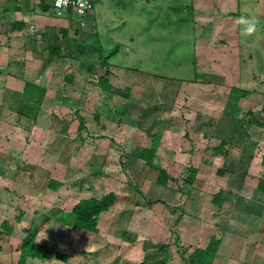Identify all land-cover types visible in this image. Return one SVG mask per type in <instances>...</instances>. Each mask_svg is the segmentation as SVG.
Here are the masks:
<instances>
[{"label": "rangeland", "instance_id": "obj_1", "mask_svg": "<svg viewBox=\"0 0 264 264\" xmlns=\"http://www.w3.org/2000/svg\"><path fill=\"white\" fill-rule=\"evenodd\" d=\"M190 1L98 0L87 15L61 17L60 29L67 31L68 38L89 45L90 34L97 33L103 55L118 50L109 59L107 77L114 88L129 89L128 98L110 97L96 86L87 62L64 54L62 41L63 53L54 55L52 65L42 63L38 68L46 74L47 90L36 121L19 122L22 138L10 140V128L17 126L13 122L18 116L0 101V121L6 122L0 123V263L18 264L24 230L32 229L36 241L48 246L51 253L44 260L28 259L24 264H137L126 256L159 243L168 244V263L187 264L181 254L186 257L195 249H204L213 236L221 240L213 264H264V194L257 189L259 181L264 182V168L260 167L264 140L258 141L240 187L234 176H219L216 171L230 161L225 151L239 160L238 150L225 146L217 152V139H189L191 122L178 113L168 126H162L175 133L171 145L178 153L165 150L157 155L158 164L173 178L164 189L156 184L157 171L126 155L136 142L150 144L145 131L155 117L164 116L158 106L171 97L176 101L173 89L179 79L194 73L196 30L190 11L182 6ZM80 22V31L75 33ZM253 46V60L242 70L243 84L264 92V44ZM71 50L80 54L74 46ZM104 73L102 70L97 76ZM66 75L72 77L70 83ZM183 100L184 105H177L180 111L189 102ZM256 102L241 109L239 116L249 120L247 110L255 113L263 103L256 106ZM126 104L130 109L122 117ZM154 107L157 111L142 117ZM79 117L83 130L78 129ZM156 130L151 128V133ZM189 167L198 170L190 196L185 182ZM241 168L232 167L237 174ZM51 179L63 186L50 189L47 183ZM220 190L225 191L226 202L218 208L212 199ZM108 192L115 193L117 201L99 216L96 234L76 231L53 218L56 210L69 213L82 198ZM156 199L166 205H148ZM5 220L14 227L10 236L1 227ZM58 251L67 256L66 261L56 258Z\"/></svg>", "mask_w": 264, "mask_h": 264}, {"label": "crops", "instance_id": "obj_2", "mask_svg": "<svg viewBox=\"0 0 264 264\" xmlns=\"http://www.w3.org/2000/svg\"><path fill=\"white\" fill-rule=\"evenodd\" d=\"M182 6L190 11L193 27L196 30L194 35V51L196 55L193 62L194 73L189 77L179 79L181 80L180 83L178 82L173 89V98L177 99L176 101L174 100L175 102L171 97L163 106H158L164 116L155 117L151 123L152 128H157L151 134L154 135L157 131L160 132L157 155L160 156L165 150L171 155L178 154L174 146L171 145L173 134L175 133L169 132V127L164 129L162 127L163 125L168 126L169 119L173 117L172 115L178 113L180 117L183 116L184 119H188L191 122L189 124L192 125L193 135L189 136V139L193 137L195 139H200L201 137L204 140L217 139L219 143L221 140H225L227 141L225 146L237 149L240 158H249L257 150L258 141L260 139L264 140V127L250 124L253 115H257L264 105V92L245 88L244 85L246 83L243 84L244 76L242 70L249 59L253 60L252 48L254 43L264 44V0H191L190 4ZM67 14L66 16H57L53 9L52 0H0L1 102H3L5 91L20 93L23 91L26 82L34 83L46 89L44 85L46 82L45 73L39 71L40 64H47V67L52 65L54 56H49V50L44 41V34L47 32L54 35L57 34L60 37L61 17L68 18ZM242 16L258 19L257 30L251 36L242 35L244 26L239 23ZM14 23H23L24 26L20 30H12L11 26ZM243 54L245 55L243 56ZM46 59L49 63H46ZM32 72L34 77L31 74ZM30 76L35 79L30 80L28 78ZM254 79L252 77V80ZM232 87L248 90L250 94L239 99L233 107H228L229 92ZM184 97L189 102L184 110L180 111L181 108L177 105L185 103ZM254 101H257L256 106L259 105V101L260 103L263 102L261 103V108L255 113L253 112L254 110L248 109L246 114L249 115V120L240 117L241 109ZM193 102L195 104L191 105ZM8 109L7 107L6 110ZM154 109L157 111L156 107ZM21 121L16 119L13 122V125L17 126H11L12 128H10L9 132L10 140L14 137L15 140H18L20 139L19 137L22 138L24 135L21 128L22 125L19 123ZM1 124H6V122L3 121ZM252 127L258 128V130L253 131ZM251 130L253 131L252 133ZM257 131L258 133L260 132L258 137L255 136L258 134L256 133ZM51 132L55 134L54 130ZM41 133L44 132L42 131ZM149 137L152 139L151 136ZM136 143L135 145L132 144L130 150L134 146L150 147L151 140L148 146H141ZM244 146H248V149H245ZM130 150L126 152V155L134 157ZM225 152L231 161L228 164L238 165L239 160L231 157L228 151ZM263 154L264 150L262 156ZM27 159L30 164L29 157ZM251 160L247 161V168L249 165L251 166ZM246 166L244 165V167ZM260 167L264 168L261 162ZM209 169L211 168L209 167ZM158 187L164 189V187ZM156 200L160 201V199ZM158 203L163 206L166 204L164 202ZM158 203L155 204L157 205ZM148 205L151 206L152 204ZM18 218L21 219V216ZM25 230L24 237L26 236ZM126 244L130 246V244ZM20 245L18 249L19 256ZM144 254L145 250H140L135 256L128 254L129 256H126V258L131 257L130 259L135 260V263L141 264ZM166 257L168 260L167 253Z\"/></svg>", "mask_w": 264, "mask_h": 264}, {"label": "trees", "instance_id": "obj_3", "mask_svg": "<svg viewBox=\"0 0 264 264\" xmlns=\"http://www.w3.org/2000/svg\"><path fill=\"white\" fill-rule=\"evenodd\" d=\"M97 2V1H96ZM95 2V4H96ZM94 4V6H95ZM89 13H86L87 15ZM69 19L71 18V13L67 14ZM81 22L76 23L75 33L80 31ZM92 27H94L93 23H90ZM24 26L23 23H14L11 27L12 30H20ZM51 31V30H50ZM48 31V32H50ZM61 36L59 37L57 34L45 33L44 41L46 42V46L49 50V56L52 57L54 55H59L63 53L61 49L60 42L65 41V52L67 56L72 57L74 59L82 60L87 62V71L89 72L91 77L96 76L95 85L98 86L102 91L107 92L110 97L121 96L124 98H128L130 96V90L124 89L121 90L119 88H114L111 86L108 80V75L110 73L109 67V59L115 55L118 50L112 51L109 55H103L101 46L98 39V34H90V43L87 45L86 43L79 42L80 40L76 38H68L67 31L62 29L59 31ZM48 34V35H47ZM86 46L89 48V52H86ZM74 46L80 54L76 55L75 52L71 50V47ZM117 46L116 48H118ZM91 48V49H90ZM119 49V48H118ZM86 52V53H85ZM91 55V56H90ZM48 63V60L46 61ZM102 70L105 71L103 75L97 76ZM65 79L67 82L72 81V77L66 75ZM46 94V90L34 83L26 82L24 89L20 93L16 92H8L5 91L3 103L13 112L16 113L19 120L28 119L31 121H36L37 116L40 112L41 105L43 104L44 97ZM250 94V91L232 87L229 92L228 99V107L234 106L235 103L238 102L239 99L247 97ZM129 104L123 106L121 115L122 117L126 116L129 112ZM152 110V111H151ZM227 110V109H226ZM156 111V109H150L149 111H144L142 117H147L149 113ZM80 124L79 130L84 129V122L81 117H79ZM127 120V119H126ZM128 123L134 125L133 120H128ZM251 125H255L258 127H264V105L262 109L258 112L257 115H253L252 120L250 121ZM152 126V125H151ZM145 131L148 136H151V145L150 147H133L130 150V153L134 155L135 158L143 161L145 165L157 171L156 184L161 187H166L168 182L173 180L170 176L169 172L161 167L157 162V149L160 143V132L157 131L156 134H151V127ZM227 141L221 140L219 145L215 148V151L220 152L224 150ZM245 149H248V146H244ZM227 157V153H224ZM251 157L245 158L241 157L239 159L238 165L239 168L242 167L237 174L233 171L232 167L234 164H228L227 167L223 169H218L217 174L219 176H225L226 174L234 176L239 181V186L242 184L244 178L247 174V166L246 163L249 161ZM244 165L246 167H244ZM261 165L264 166V154L261 159ZM188 175L185 178V182L189 187L188 195L190 196L192 186L196 180L198 170L193 167H189L187 169ZM62 186L61 182L55 180H49L48 187L52 190H57ZM258 191L264 194V182L259 181ZM225 191L220 190L216 194H214L212 202L213 204L221 208L225 202ZM117 201V195L113 192H108L105 194H94L89 198L79 200L72 210L69 213L60 212V210L54 211V220L58 223H62L67 225L78 231H85L88 233L96 234L98 233V219L99 216L103 213L111 209L115 206ZM159 200L150 201L148 204L158 203ZM166 205V204H165ZM174 212V210H173ZM181 216L177 217V221H179ZM3 231L11 235L13 233V227L8 221H3L1 224ZM35 232L32 229L25 230L26 236L21 242L20 245V256L18 264H24L28 259H40L44 260L49 253H51V249L37 242L35 239ZM221 240L215 236L211 237L207 246L204 249H195L191 254L185 257L184 254H181V260L186 262L187 264H213V261L218 253V249L220 247ZM168 244H152L145 248V254L141 261V264H170L167 261L166 253H167ZM55 256L57 259L61 261H66L67 256L61 252H56Z\"/></svg>", "mask_w": 264, "mask_h": 264}, {"label": "built area", "instance_id": "obj_4", "mask_svg": "<svg viewBox=\"0 0 264 264\" xmlns=\"http://www.w3.org/2000/svg\"><path fill=\"white\" fill-rule=\"evenodd\" d=\"M97 0H52L53 9L57 16L67 13L85 15L91 13Z\"/></svg>", "mask_w": 264, "mask_h": 264}, {"label": "clouds", "instance_id": "obj_5", "mask_svg": "<svg viewBox=\"0 0 264 264\" xmlns=\"http://www.w3.org/2000/svg\"><path fill=\"white\" fill-rule=\"evenodd\" d=\"M239 23L244 26L242 29V35L244 36H251L257 30L256 25L258 21L254 17L250 19L242 16Z\"/></svg>", "mask_w": 264, "mask_h": 264}]
</instances>
